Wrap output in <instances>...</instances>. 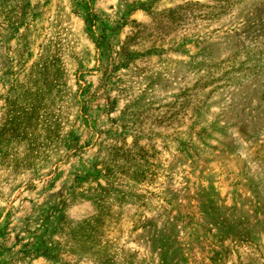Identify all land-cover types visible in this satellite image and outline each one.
Returning a JSON list of instances; mask_svg holds the SVG:
<instances>
[{
    "label": "rangeland",
    "instance_id": "1",
    "mask_svg": "<svg viewBox=\"0 0 264 264\" xmlns=\"http://www.w3.org/2000/svg\"><path fill=\"white\" fill-rule=\"evenodd\" d=\"M0 264H264V0H0Z\"/></svg>",
    "mask_w": 264,
    "mask_h": 264
},
{
    "label": "trees",
    "instance_id": "2",
    "mask_svg": "<svg viewBox=\"0 0 264 264\" xmlns=\"http://www.w3.org/2000/svg\"><path fill=\"white\" fill-rule=\"evenodd\" d=\"M81 2H84L85 5H88L89 0H80ZM87 20L89 21V26L94 27L96 23V17L93 16V14L89 11L87 14Z\"/></svg>",
    "mask_w": 264,
    "mask_h": 264
}]
</instances>
